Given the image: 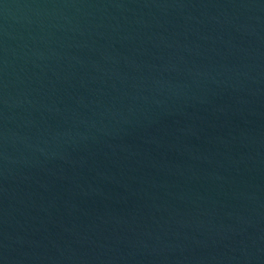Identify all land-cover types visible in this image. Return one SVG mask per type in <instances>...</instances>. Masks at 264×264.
Segmentation results:
<instances>
[{
    "label": "water",
    "instance_id": "95a60500",
    "mask_svg": "<svg viewBox=\"0 0 264 264\" xmlns=\"http://www.w3.org/2000/svg\"><path fill=\"white\" fill-rule=\"evenodd\" d=\"M0 264H264V0H0Z\"/></svg>",
    "mask_w": 264,
    "mask_h": 264
}]
</instances>
